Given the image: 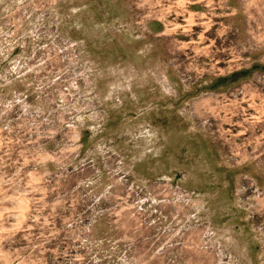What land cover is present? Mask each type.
I'll list each match as a JSON object with an SVG mask.
<instances>
[{
  "label": "rangeland",
  "instance_id": "374dc122",
  "mask_svg": "<svg viewBox=\"0 0 264 264\" xmlns=\"http://www.w3.org/2000/svg\"><path fill=\"white\" fill-rule=\"evenodd\" d=\"M132 3L0 0V264H264V0Z\"/></svg>",
  "mask_w": 264,
  "mask_h": 264
},
{
  "label": "built area",
  "instance_id": "2783aa9c",
  "mask_svg": "<svg viewBox=\"0 0 264 264\" xmlns=\"http://www.w3.org/2000/svg\"><path fill=\"white\" fill-rule=\"evenodd\" d=\"M133 8L139 16V20L143 22L154 21L162 22V19L174 14L180 16L188 13V9L192 7V13L197 18V25L195 28L198 31L205 29L204 20H201L200 16L205 13L208 15H215L217 10H225L229 12L230 6H227V0H133ZM172 8H175V12H172ZM213 24V23H212Z\"/></svg>",
  "mask_w": 264,
  "mask_h": 264
},
{
  "label": "bare ground",
  "instance_id": "6f19581e",
  "mask_svg": "<svg viewBox=\"0 0 264 264\" xmlns=\"http://www.w3.org/2000/svg\"><path fill=\"white\" fill-rule=\"evenodd\" d=\"M227 195L225 194L224 197H226Z\"/></svg>",
  "mask_w": 264,
  "mask_h": 264
}]
</instances>
